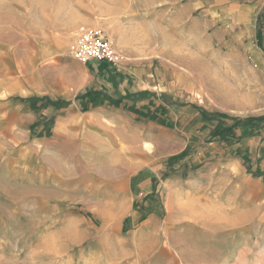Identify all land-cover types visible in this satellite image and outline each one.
<instances>
[{
    "label": "rangeland",
    "instance_id": "obj_1",
    "mask_svg": "<svg viewBox=\"0 0 264 264\" xmlns=\"http://www.w3.org/2000/svg\"><path fill=\"white\" fill-rule=\"evenodd\" d=\"M198 1L0 0V87L40 118L0 146V264H264V0ZM91 28L122 63L73 57ZM117 98L137 104L119 150L127 130L83 111ZM163 103L208 123L168 164L145 147Z\"/></svg>",
    "mask_w": 264,
    "mask_h": 264
},
{
    "label": "crops",
    "instance_id": "obj_2",
    "mask_svg": "<svg viewBox=\"0 0 264 264\" xmlns=\"http://www.w3.org/2000/svg\"><path fill=\"white\" fill-rule=\"evenodd\" d=\"M201 1L202 0H199L198 2L193 3L194 7L201 6ZM97 64L98 67H100V64H103L105 66L104 69H106L107 65L113 66V64L108 62H100ZM127 74L131 80H136L135 78L138 77V75L134 72L128 71L126 75ZM126 75L124 73H121V70H119L117 79H124ZM132 85H134V83ZM121 88L124 91L125 89H128L129 91L133 92L136 91V88L130 86L129 82H123L122 84L119 83V88L117 90L121 91ZM88 93L89 92L77 97V101L79 103L85 101L86 103H88L93 95V93L91 92L90 94ZM108 94L110 95V91H108ZM114 95H117V93H111L112 97H114ZM115 102L120 106L119 108L114 110L102 104H95L94 106V104L91 102L90 105H87L85 106V108H83V111L90 113L93 117L98 120L100 124H107L109 121L110 124L116 126L118 129L120 128L121 130H127V139L126 137H122V139H120L117 134H115L117 138L115 136H111L108 138L109 143L117 146V150H119V146L121 144L129 146V144L131 145L132 142L135 141L137 125L133 121H131V113L127 112V110L124 109V107L126 106L129 107L130 104L134 106L135 102L133 101L130 104H126L120 98L115 99ZM163 104V108L166 106L168 112L167 115L162 116V118H165L167 122H169V124H163L161 120H151L147 128L150 133H146L148 137L145 139V142H149L153 146V150L159 147L158 152H155L154 156L156 155L160 159L168 160L169 158L180 153V156L176 157V159H179L180 157H183L186 154L183 149L188 146L187 144L190 141V138L193 141L199 138V133L201 134L204 129L208 130V123L203 120V115L201 114V111L198 108L194 107L193 104L185 106H177L176 104ZM33 105V101L25 100L24 97H19V94L17 93L7 94L3 90V88L0 87V146L4 145L11 135H15L14 132L17 128H31L32 126L37 124V121H39L40 118L39 114L36 112V110H34ZM135 106H137V104H135ZM156 109H154V111ZM157 115L161 116L159 113L155 114V117ZM81 128L82 126L79 127V129ZM141 128L145 127H143L142 125L138 127V129ZM130 134L133 135L129 136ZM78 140L80 142V145L84 144L83 137H80ZM144 151L148 152L145 149ZM173 159L175 158L173 157ZM169 161L170 159L166 163L168 164ZM221 164L225 165L227 168H232L236 166L242 168L239 158H233L229 162H222L220 160L217 165H214V167L221 166ZM151 171V176L148 180H141L144 185L143 188L146 189V192L152 189V182L154 177L153 175H155L156 173L153 170ZM199 174H202V172H199ZM240 176L242 177L241 172ZM180 182L181 179L177 176H174L169 180L167 185L180 184ZM243 183L244 182L242 181V184ZM233 184L242 185L241 180L239 181V183L234 180ZM157 217L158 212L153 213L151 217L147 219V223L151 225L156 223Z\"/></svg>",
    "mask_w": 264,
    "mask_h": 264
},
{
    "label": "built area",
    "instance_id": "obj_3",
    "mask_svg": "<svg viewBox=\"0 0 264 264\" xmlns=\"http://www.w3.org/2000/svg\"><path fill=\"white\" fill-rule=\"evenodd\" d=\"M72 55L84 64L108 62L116 66L124 60L112 42L97 29L85 30L72 47Z\"/></svg>",
    "mask_w": 264,
    "mask_h": 264
},
{
    "label": "bare ground",
    "instance_id": "obj_4",
    "mask_svg": "<svg viewBox=\"0 0 264 264\" xmlns=\"http://www.w3.org/2000/svg\"><path fill=\"white\" fill-rule=\"evenodd\" d=\"M145 147H146L147 149H151V148H152V145H151L149 142H147V143L145 144Z\"/></svg>",
    "mask_w": 264,
    "mask_h": 264
},
{
    "label": "trees",
    "instance_id": "obj_5",
    "mask_svg": "<svg viewBox=\"0 0 264 264\" xmlns=\"http://www.w3.org/2000/svg\"><path fill=\"white\" fill-rule=\"evenodd\" d=\"M104 65L103 64H100V71H102L103 69H104ZM88 94H90V92L88 93ZM86 96V95H85ZM264 118V117H263Z\"/></svg>",
    "mask_w": 264,
    "mask_h": 264
}]
</instances>
